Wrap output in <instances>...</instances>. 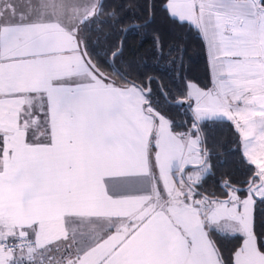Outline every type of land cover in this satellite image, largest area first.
Here are the masks:
<instances>
[{"label": "snow or ice", "instance_id": "1", "mask_svg": "<svg viewBox=\"0 0 264 264\" xmlns=\"http://www.w3.org/2000/svg\"><path fill=\"white\" fill-rule=\"evenodd\" d=\"M164 8L198 31L212 76L188 92L182 131L93 59L91 26L120 22L114 8L100 19L103 0H0V264H226L214 236L235 233L232 264H264V0ZM222 118L239 136L243 198L230 180L226 199L198 191L202 122Z\"/></svg>", "mask_w": 264, "mask_h": 264}, {"label": "trees", "instance_id": "2", "mask_svg": "<svg viewBox=\"0 0 264 264\" xmlns=\"http://www.w3.org/2000/svg\"><path fill=\"white\" fill-rule=\"evenodd\" d=\"M107 18L113 8L118 13L119 23L113 26L109 20L102 28L96 24L87 33L89 50L93 59L105 61L144 89L152 106L164 113L171 121L175 131L191 127L193 113L192 101L186 95V83L193 82L205 89L210 86L203 44L198 31L189 23H180L170 17L165 8V0H103ZM150 12V18H149ZM120 54L110 61L111 51L118 48ZM158 41V43H157ZM104 71L116 82L121 77ZM183 99L184 105L173 103ZM201 148L207 152L208 174L204 177L198 191L210 198H224L225 180L242 188L247 179L245 166L241 164L239 136L231 121L220 119L203 121ZM188 170H192L189 167ZM246 193L243 189L241 196ZM255 233L257 246L264 250V205L255 207ZM214 239L221 250L226 264H232V253L238 247L241 235L232 234L227 238L216 235Z\"/></svg>", "mask_w": 264, "mask_h": 264}, {"label": "crops", "instance_id": "3", "mask_svg": "<svg viewBox=\"0 0 264 264\" xmlns=\"http://www.w3.org/2000/svg\"><path fill=\"white\" fill-rule=\"evenodd\" d=\"M165 2H166V0H165ZM165 4V3H164ZM167 12V11H166ZM167 14L170 16V14L167 12ZM171 17V16H170ZM186 23H188V22H186ZM192 26V25H191ZM193 28H194V26H192ZM201 37V36H200ZM201 40H202V44H203V50H204V54H205V59H206V64H207V71H208V76H209V82H210V86L208 87V88H205V90H208V89H211L212 87H213V83H212V76H211V72H210V68H209V58H208V54H207V47H206V43L203 41V39L201 38ZM118 83V82H117ZM189 83H190V81H189ZM195 84V83H194ZM196 85V84H195ZM197 86V85H196ZM198 87V86H197ZM200 88V87H199ZM187 90H188V82L186 83V95H187V97H188V93H187ZM191 101H192V105H191V109L192 108H194V100L193 99H191ZM222 119H226V118H222ZM232 123V122H231ZM234 126V125H233ZM234 128H235V126H234ZM239 146H240V149H241V144H240V140H239ZM241 151H242V149H241ZM244 195H246V193L244 194ZM244 195H242V198H243V196ZM242 210V209H241ZM235 234H239V233H235ZM242 243H243V237L241 236V240H240V243H239V245H238V247L233 251V253H232V260H233V258H234V252L237 250V249H239L241 246H242Z\"/></svg>", "mask_w": 264, "mask_h": 264}, {"label": "water", "instance_id": "4", "mask_svg": "<svg viewBox=\"0 0 264 264\" xmlns=\"http://www.w3.org/2000/svg\"><path fill=\"white\" fill-rule=\"evenodd\" d=\"M149 18H150V12H149ZM120 47H121V39L119 40V42H118V48L117 49H120ZM112 60V57H111V55H110V61ZM145 91L147 92L148 91V86H146V88H145ZM173 103H178V104H180V105H184V100L183 99H179V100H175ZM203 151H204V148L202 147L201 148ZM189 167H192L191 165L189 166ZM222 186H223V184H222ZM241 189H245L246 190V185L244 186V187H242ZM227 190L225 189V192H226ZM219 199H226V196L224 197V198H219Z\"/></svg>", "mask_w": 264, "mask_h": 264}, {"label": "rangeland", "instance_id": "5", "mask_svg": "<svg viewBox=\"0 0 264 264\" xmlns=\"http://www.w3.org/2000/svg\"><path fill=\"white\" fill-rule=\"evenodd\" d=\"M197 89L207 91L205 89H202V88L197 87L193 82H190V83L188 82V90H187V93L190 90L193 91V92H195ZM193 100H194V107H195L196 101H195V99H193Z\"/></svg>", "mask_w": 264, "mask_h": 264}]
</instances>
